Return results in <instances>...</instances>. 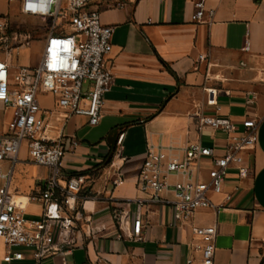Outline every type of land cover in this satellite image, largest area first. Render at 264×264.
<instances>
[{"label": "crops", "instance_id": "crops-1", "mask_svg": "<svg viewBox=\"0 0 264 264\" xmlns=\"http://www.w3.org/2000/svg\"><path fill=\"white\" fill-rule=\"evenodd\" d=\"M193 3L92 2L101 24L113 29L107 58L113 78L98 124L91 127L84 116H67L56 109L50 95L40 96L39 101L42 109L54 111L48 118L53 135L61 133L77 141L74 149L66 145L63 172L67 176L85 172L91 177L81 198L91 225L101 232L88 238L80 223L79 247L65 256H51L43 264H185L190 257L197 260L190 227L170 225V206L156 204L142 210L141 240L124 237L115 219L118 211L128 213L124 228L130 230L136 212L133 201L138 197L135 181L148 145L184 148L199 143L222 155L225 136L209 128L198 130L195 113L229 119L240 130L245 119L258 123L257 143L245 152L251 174L239 179L230 171L224 184V193L232 195L228 208L200 210L191 225L215 226L213 264H264V0H207L206 8L214 10L209 24L192 22ZM16 14L17 0H0V17L12 25ZM246 44L247 52L243 51ZM208 89L217 93L216 114L205 104ZM200 166L206 169L208 162ZM10 167L14 202L24 208L27 220H39L41 206L28 203L27 197L37 191L49 170L32 164L24 148L15 162L3 163L1 169L6 173ZM117 170L122 183L114 186ZM210 199L214 205L224 202L223 195ZM3 253L0 245V264H5Z\"/></svg>", "mask_w": 264, "mask_h": 264}, {"label": "built area", "instance_id": "built-area-1", "mask_svg": "<svg viewBox=\"0 0 264 264\" xmlns=\"http://www.w3.org/2000/svg\"><path fill=\"white\" fill-rule=\"evenodd\" d=\"M94 0H17L18 15L27 19L49 22L42 39L40 58L34 67L14 69L6 57L31 44V32L13 29L6 17H0V46L5 56L0 58V245L4 248L1 261L5 264L43 261L55 255H68L79 247L77 235L84 226V234L94 238L101 230L92 226L86 215L85 200L81 194L91 177L88 174L67 176L63 172L66 145L70 149L77 141L61 133L53 135L48 118L52 110L42 109L39 97L50 95L55 107L67 116H84L87 124H98L104 95L112 82L111 62L113 29L103 26L100 13L91 8ZM15 0H8L14 3ZM207 0H194L195 24H209L214 10L206 8ZM63 24L64 26H62ZM248 44L243 51H248ZM203 59L202 56L199 57ZM264 85V66L261 69ZM207 107L216 105V90L205 91ZM197 128H209L225 136L222 155L199 143L184 148L170 145H148L144 160L136 177L138 197L133 201L136 212L131 217V228H124L129 219L126 212L118 211L115 219L124 237L141 240L142 210L150 205H168L171 226L190 227L195 239L191 244L197 260L190 257L185 264H213L215 253V226H193L191 222L200 210L215 212L228 208L231 194L224 193V184L230 171L239 179L251 174L245 152L257 143L258 123L252 119L241 122V130L229 119L217 115L194 114ZM24 148L28 160L49 170L48 177L35 193L27 197L28 203L41 206L39 220H27L24 208L14 202L10 191L13 168L3 173V163L15 162ZM208 162L203 169L200 163ZM114 186L122 183L119 170L115 171ZM175 181L171 182L170 178ZM238 188L234 190L237 191ZM171 197L167 198L166 194ZM224 196V202L214 205L211 196ZM129 205V201L125 203Z\"/></svg>", "mask_w": 264, "mask_h": 264}, {"label": "rangeland", "instance_id": "rangeland-1", "mask_svg": "<svg viewBox=\"0 0 264 264\" xmlns=\"http://www.w3.org/2000/svg\"><path fill=\"white\" fill-rule=\"evenodd\" d=\"M64 26L63 24H61ZM12 28L21 31L31 32V44L28 48L19 49L12 52L9 57H6L11 66L16 68L34 67L36 66L42 51V39L45 35V29L50 26L49 22L40 20L27 19L20 15H15V20L12 22ZM5 56V48L0 46V58ZM2 116L0 115V129L3 124Z\"/></svg>", "mask_w": 264, "mask_h": 264}, {"label": "trees", "instance_id": "trees-1", "mask_svg": "<svg viewBox=\"0 0 264 264\" xmlns=\"http://www.w3.org/2000/svg\"><path fill=\"white\" fill-rule=\"evenodd\" d=\"M85 172H82L81 174H84Z\"/></svg>", "mask_w": 264, "mask_h": 264}]
</instances>
